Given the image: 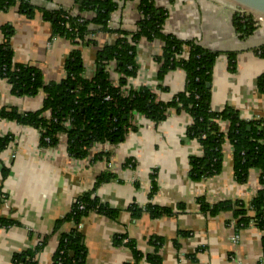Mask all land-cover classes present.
Wrapping results in <instances>:
<instances>
[{
  "label": "crops",
  "instance_id": "1",
  "mask_svg": "<svg viewBox=\"0 0 264 264\" xmlns=\"http://www.w3.org/2000/svg\"><path fill=\"white\" fill-rule=\"evenodd\" d=\"M139 0L120 3L108 22L109 31L94 35L93 44L79 45L84 76L94 75L97 54L115 39L116 31H137ZM166 11L164 35L194 41L217 51L212 70L210 106H228L241 119L250 121L264 115V95L257 79L264 75V57L255 50L262 46L264 28L235 23L233 14L214 0H153ZM35 9L27 17L9 7L0 10V29L7 24L13 34L10 47L15 63L40 69L45 83L64 77V62L74 48L65 37L51 38V24L41 10H75L73 0H31ZM86 14V12H83ZM1 34V32H0ZM163 42L141 38L136 44L137 74L127 86L148 87L155 100L168 102L181 92L185 74L179 67L159 77ZM184 49L182 58H186ZM234 52V68L226 53ZM109 79L117 84L113 63L107 65ZM44 94L15 96L0 79V108L21 113L41 109ZM48 116V115H47ZM190 118L169 110L159 121L133 113L121 141L102 144L97 152L105 159H73L66 151V138L41 145L36 129L14 121L0 120V136L10 137L0 150V264H15L14 256L32 251L36 264H53V255L62 235L75 229L65 220L79 196L92 193L112 216L89 211L78 225L84 248L82 264H264L263 235L257 228L236 227L234 208L215 214L203 212L199 200L217 203L230 200L247 209L261 188L259 171L249 169L245 181L233 176L232 147H222V169L217 175L194 181L190 178V157L202 155L200 144L186 137ZM226 133L227 123L221 124ZM109 176L97 183L101 175ZM155 180L156 190L151 193ZM167 207L170 214L150 216L145 206ZM237 236L236 242L231 235ZM133 243L139 257L127 250L122 240ZM153 257V262L149 260ZM157 261V262H155Z\"/></svg>",
  "mask_w": 264,
  "mask_h": 264
},
{
  "label": "trees",
  "instance_id": "2",
  "mask_svg": "<svg viewBox=\"0 0 264 264\" xmlns=\"http://www.w3.org/2000/svg\"><path fill=\"white\" fill-rule=\"evenodd\" d=\"M130 0H73L77 13H89L88 19L79 20V16L64 15L70 10H41L44 19L51 24V38L65 37L74 48L68 53L64 62V77L59 81L45 83L42 72L36 66L15 63L10 47L13 34L11 26L4 24L0 29V79H4L10 93L21 96L44 94L41 109L34 112L21 113L15 108H0V120H9L21 125L30 126L39 133L41 145L53 146L62 134L66 138V151L73 159H83L95 144H115L121 141L130 126L133 113L145 116L153 121L162 120L169 110L183 112L190 118L186 129V137L195 139L201 146L202 155L190 157V178L197 181L217 175L222 169V147L228 143L232 147L233 176L237 181L246 180L249 169L259 171L260 189L247 207L238 201L230 200L207 203L199 200L203 212L215 214L222 210L234 208L236 227L246 228L250 221L256 228L264 232V117L243 120L238 112L225 106L221 110H213L210 106L212 70L217 51L208 50L194 41H182L172 35H164L162 26L166 11L157 7L153 0H139L137 31L131 34L116 31L111 43L104 44L97 54L94 75L86 78L78 46L93 44L89 34L109 31L108 22L120 3ZM16 7L19 12L31 17L37 9L31 0H0V10ZM244 25L243 18H237ZM69 28H72L69 30ZM148 41L160 39L163 42L161 55L157 60L161 63L159 77L169 70L181 68L185 74V84L181 92L171 97L168 102L155 100V94L146 86L131 90L127 86L128 79L137 74L136 44L141 39ZM188 49L186 58H182L184 49ZM264 57V45L256 51ZM229 64L234 68V52L226 53ZM113 63L118 74L117 84L109 79L107 65ZM126 94L123 93V88ZM257 89L264 94V75L257 79ZM104 97H108L105 101ZM48 115V116H47ZM227 123L226 133L222 132L221 124ZM48 138V142L44 140ZM8 136H0V150L10 141ZM104 152L92 153L91 161L108 159ZM107 174V173H103ZM109 174L101 175L97 183L105 180ZM156 190L155 180L151 183V193ZM83 206L82 210L78 205ZM150 216L158 217L170 214L167 207L145 206ZM89 211L112 216V212L104 206L92 193L79 196L73 204L65 220H71L75 229L60 237L53 255V264H82L84 248L78 225L81 218ZM133 256L139 252L133 243L126 244ZM72 254V255H70ZM264 257V235H263ZM15 264H36L32 251L14 256ZM149 260L153 262V257ZM157 262V261H155Z\"/></svg>",
  "mask_w": 264,
  "mask_h": 264
},
{
  "label": "water",
  "instance_id": "3",
  "mask_svg": "<svg viewBox=\"0 0 264 264\" xmlns=\"http://www.w3.org/2000/svg\"><path fill=\"white\" fill-rule=\"evenodd\" d=\"M227 8L232 14L235 23L237 18H243L244 22H256L264 27V0H214ZM264 44V40L259 42ZM72 255V254H70Z\"/></svg>",
  "mask_w": 264,
  "mask_h": 264
},
{
  "label": "built area",
  "instance_id": "4",
  "mask_svg": "<svg viewBox=\"0 0 264 264\" xmlns=\"http://www.w3.org/2000/svg\"><path fill=\"white\" fill-rule=\"evenodd\" d=\"M76 15L80 17V18H79L80 21H82L83 19H88V18L90 17V14H89V13H86V14L79 13V14H78L76 10H71L70 12H68V13H66V14L64 15V19H65V20H68V18H69L70 16H76ZM254 23H256V22H254ZM256 26H258V27H260V28L263 27L262 24H260V23H256ZM71 29H72V28H69V30H71ZM88 37H89V38H93V37H94V34H89ZM263 45H264V44H263ZM257 53L259 54L260 51L258 50ZM122 88H123V87H122ZM123 93L126 94V89H125V88H123ZM263 95H264V94H263ZM104 100L107 101V100H108V97H104ZM261 117H264V115H263V116H260V115L257 114V115L254 116V119H258V118H261ZM44 140H45L46 142H48V138H44ZM102 144H107V143H102ZM102 144H95V145L92 147V149L89 151V155L86 156L85 158L91 160L92 153L97 152L96 150H99V148L102 146ZM105 161H106V162H105V163H106V164H105V165H106V168L109 169V168H110V164L108 163L107 159H105ZM78 209H79V210H82V209H83V206H82L81 204H79V205H78ZM246 228H256L255 222L250 221L249 225H248ZM236 240H237V236H236L235 234L231 235V241H232V242H236ZM122 241H123V242H122L123 246H124L127 250H129V248L126 247V244L128 243V240H127V239H123ZM263 260H264V257H263Z\"/></svg>",
  "mask_w": 264,
  "mask_h": 264
},
{
  "label": "rangeland",
  "instance_id": "5",
  "mask_svg": "<svg viewBox=\"0 0 264 264\" xmlns=\"http://www.w3.org/2000/svg\"><path fill=\"white\" fill-rule=\"evenodd\" d=\"M251 23H253V24H256V23H254V22H252V21H250ZM259 27H255V29H258ZM262 28H264V27H262Z\"/></svg>",
  "mask_w": 264,
  "mask_h": 264
}]
</instances>
